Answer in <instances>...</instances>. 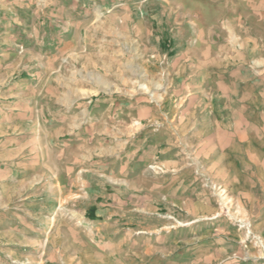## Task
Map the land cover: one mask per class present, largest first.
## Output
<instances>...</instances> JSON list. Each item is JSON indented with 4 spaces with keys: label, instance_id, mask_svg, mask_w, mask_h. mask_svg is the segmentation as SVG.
I'll use <instances>...</instances> for the list:
<instances>
[{
    "label": "rangeland",
    "instance_id": "374dc122",
    "mask_svg": "<svg viewBox=\"0 0 264 264\" xmlns=\"http://www.w3.org/2000/svg\"><path fill=\"white\" fill-rule=\"evenodd\" d=\"M250 3L0 0V264H264V191L249 172L205 166L199 144L211 121L198 113L207 97L189 116L169 79L186 45L190 58H204L205 47L226 43L225 64L235 66L227 37L239 32L236 16L264 38ZM59 41L66 78L82 94L157 105L145 142L158 144L145 151L152 167L139 175L138 160L128 173L126 156L96 155L89 144L65 146L60 161L45 150V124L35 118L45 113L39 54ZM28 110L32 121L19 118ZM80 152L82 173H73Z\"/></svg>",
    "mask_w": 264,
    "mask_h": 264
},
{
    "label": "crops",
    "instance_id": "0c3cea01",
    "mask_svg": "<svg viewBox=\"0 0 264 264\" xmlns=\"http://www.w3.org/2000/svg\"><path fill=\"white\" fill-rule=\"evenodd\" d=\"M250 8L252 15L264 23V0H251ZM236 18L242 19L239 32L233 29L227 37L238 56L235 66L227 68L225 64L226 43L205 47L204 58L197 57L198 54L190 58L188 55L192 49L186 45V58L176 62L175 74L172 71L169 79L176 82V93H180V103H186L189 116H195V110L190 112L195 108V102L201 104L203 96L207 97L206 104L200 113L197 112L200 118L209 117L211 121V126L202 128L203 139L199 144L202 152H209L202 160L207 164L205 166L217 167L215 173L221 175L220 168L227 165L234 168V177L239 178L249 172L259 189L264 191L261 187L264 184V38L245 24L248 21L243 20L242 15ZM58 43L39 54L45 60V69L42 70L45 77L41 85L45 113L41 107L36 117L28 110L24 114L19 112V118L42 120L41 125L45 124V150L56 149L58 161L65 157V146L89 144V149L96 155L100 151L107 157L126 156L125 171L128 173H135L130 164L138 160L141 169L136 173L139 175L146 167H152L150 161H144L147 159L145 151H156L158 144L145 145V142L152 143L148 137L154 138L149 131L160 117L156 115L157 105L142 100H134L136 104H133L129 98L119 105L113 96L82 94L80 83L66 78L67 54L60 47V41ZM195 47L199 50L203 46ZM212 54L217 56L216 63L210 57ZM21 84L34 87L38 82ZM26 125L29 127L28 122ZM81 158V152L74 156L69 167L73 173L76 169L78 174L82 173ZM84 158L90 160L93 157L90 154ZM60 165L67 167L63 161L57 166ZM57 176H64L59 169Z\"/></svg>",
    "mask_w": 264,
    "mask_h": 264
}]
</instances>
